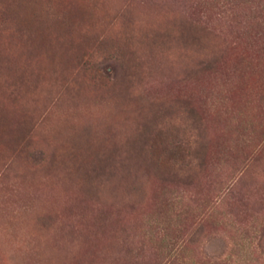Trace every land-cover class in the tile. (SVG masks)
Listing matches in <instances>:
<instances>
[{"label": "rangeland", "instance_id": "374dc122", "mask_svg": "<svg viewBox=\"0 0 264 264\" xmlns=\"http://www.w3.org/2000/svg\"><path fill=\"white\" fill-rule=\"evenodd\" d=\"M0 264H264V0H0Z\"/></svg>", "mask_w": 264, "mask_h": 264}]
</instances>
